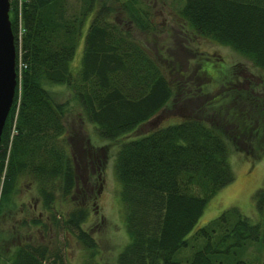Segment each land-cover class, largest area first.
<instances>
[{"label": "trees", "instance_id": "1", "mask_svg": "<svg viewBox=\"0 0 264 264\" xmlns=\"http://www.w3.org/2000/svg\"><path fill=\"white\" fill-rule=\"evenodd\" d=\"M180 3L179 16L197 35L230 47L264 72V0ZM153 17L140 0H9L16 62L20 53L25 67L0 138V213L14 202L22 178L35 182L49 205L56 192L66 198L76 188L83 153L96 167L94 150L104 147L96 148L87 134L83 147L71 149L65 137L69 102L51 94V86L65 85L80 117L107 141L170 109L176 114L169 116L180 117L121 142L116 151L113 169L129 237L116 264H264V184L253 194L258 221L230 206L192 233L208 201L234 180L230 152H246L252 161L264 155L263 82L242 87L240 67L223 75L211 55L200 56L212 67L199 62L192 75L173 59L162 65L132 30L159 32ZM88 20L73 73L70 62ZM212 80L219 83L215 93L208 91ZM87 215L86 206H78L61 227L93 257L96 242L82 227ZM51 218L60 225L55 213ZM9 261L64 264L59 251L29 243L18 244Z\"/></svg>", "mask_w": 264, "mask_h": 264}, {"label": "rangeland", "instance_id": "2", "mask_svg": "<svg viewBox=\"0 0 264 264\" xmlns=\"http://www.w3.org/2000/svg\"><path fill=\"white\" fill-rule=\"evenodd\" d=\"M140 1L150 5V12L154 15L153 20L159 25L160 31L151 34L132 29L133 35L139 43L154 54L162 65L169 64L168 60L173 59L180 68L187 71V74L192 75V71L198 67L199 62L208 69L212 67L213 64L209 58L206 57L203 60L200 56L211 55L215 61L221 62L218 64V71L223 75L233 66L240 67L242 87H248L251 83L255 84V81L263 82L264 85V72L253 66L249 60L226 45L197 35L181 19L178 14L180 0ZM88 22L89 20L83 28L74 57L70 62V70L73 73H76L80 67L83 37ZM218 90L219 83L212 80L208 91L215 93ZM262 90L264 92V88ZM51 94L57 102H69L63 121L67 129L65 137L70 148L72 149L73 145L83 147L81 138H87L88 134L96 148L104 147L105 149L100 152L94 150L95 161L98 163L94 168L85 161L87 155L85 157L83 153L82 162L77 170L79 175L76 188L66 198H62L61 194L56 192L54 200L49 205L44 203L35 182L29 178L20 180L17 191L13 195L14 202L0 213V264H10L9 257L20 243L45 245L52 252L59 251L63 255L64 264H116L118 254L129 241L122 204L118 196L120 185L113 169L116 151L121 142L144 134L161 123H164L161 126H165L177 122L180 117L169 116V114H176L170 109L162 112L160 117L145 124L141 129L128 134L130 137L126 135L115 141H107L98 136L95 124L80 117L79 106L72 99V92L67 86L55 84L51 86ZM14 133L15 129L12 126L10 140ZM9 149L10 145L7 149V158ZM74 152H77L75 148ZM229 158L235 174L234 180L221 188L208 201L192 233L230 206H237L252 222L259 219L253 194L264 184V155L252 161L246 152L232 150ZM81 205H85L88 211L82 227L96 242L93 257H91V250L84 248L74 233L61 227V222L69 211ZM54 213L60 221L58 226L57 221H52L51 218ZM33 220L37 222L34 223ZM183 252L186 255L190 254L189 250Z\"/></svg>", "mask_w": 264, "mask_h": 264}, {"label": "water", "instance_id": "3", "mask_svg": "<svg viewBox=\"0 0 264 264\" xmlns=\"http://www.w3.org/2000/svg\"><path fill=\"white\" fill-rule=\"evenodd\" d=\"M14 34L9 19V0H0V138L17 86Z\"/></svg>", "mask_w": 264, "mask_h": 264}, {"label": "built area", "instance_id": "4", "mask_svg": "<svg viewBox=\"0 0 264 264\" xmlns=\"http://www.w3.org/2000/svg\"><path fill=\"white\" fill-rule=\"evenodd\" d=\"M24 64H22L21 61H19V68H21Z\"/></svg>", "mask_w": 264, "mask_h": 264}]
</instances>
